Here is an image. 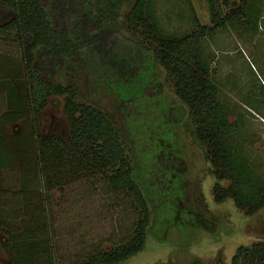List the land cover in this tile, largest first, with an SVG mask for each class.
<instances>
[{
    "label": "trees",
    "instance_id": "trees-1",
    "mask_svg": "<svg viewBox=\"0 0 264 264\" xmlns=\"http://www.w3.org/2000/svg\"><path fill=\"white\" fill-rule=\"evenodd\" d=\"M240 1L241 6L222 17L214 1L206 0L212 26L202 25L192 11L193 32L177 37L162 31L152 0H0V32L15 33L24 73L33 84L28 105L22 94L17 95L16 81L8 76L0 81L15 109L14 121L28 112V106L35 121L51 97H66L69 140H37L44 187L61 186L68 152L69 165L76 168L73 178L83 173V178L103 180L112 192H125L139 214L134 228L109 252L99 249L62 264H122L145 249L149 232L166 242L171 229L205 226L204 218L184 202L185 163L174 142L170 110H162L156 63L168 72L176 97L188 110L194 138L205 150L215 178V203L232 200L248 217L264 208V178L235 142L238 124L230 122L232 112L221 104L203 57V40L217 31L244 19L249 28L257 27V0ZM76 74L84 79L88 99L106 97L120 112L124 137L104 109L78 100V87L72 83ZM60 75L69 76L70 83H58ZM1 152L0 166L5 168L11 161ZM2 227L13 234L4 221ZM21 233L23 237H15L14 264H56L52 253L34 240L35 228L27 226ZM232 264H264V243L239 247Z\"/></svg>",
    "mask_w": 264,
    "mask_h": 264
},
{
    "label": "rangeland",
    "instance_id": "rangeland-1",
    "mask_svg": "<svg viewBox=\"0 0 264 264\" xmlns=\"http://www.w3.org/2000/svg\"><path fill=\"white\" fill-rule=\"evenodd\" d=\"M213 1L222 17L241 6L240 0ZM152 2L165 33L177 37L192 33V11L202 25L212 26L206 0ZM257 6L260 11L257 27L249 28L244 19L205 38L202 48L203 57L210 64L211 79L218 86L219 100L232 112L230 122L238 124L235 142L264 178V0H257ZM130 7L131 2L123 12V21ZM154 71L160 84L162 110L164 113L170 110L174 142L185 163L184 202L204 218L205 226L171 229L166 242L156 240L149 232L145 249L122 264H232L239 247L264 243V208L248 217L232 200L215 203V178L210 174L205 150L194 138L188 110L176 97L168 72L158 63ZM6 76L18 83L17 95L30 99L33 84L24 73L21 48L13 32H0V81ZM75 76L72 83L78 87V100L104 109L124 137L120 112L113 109L106 97L88 99L84 79ZM70 81L66 75L57 80L64 86ZM1 86L0 153L5 151L11 163L5 168L0 166V215L13 234L3 230L0 220V264H14L15 237H23L22 229L27 226L36 229L34 240L52 253L56 264L84 259L99 249L109 252L134 228L139 217L126 193H114L103 180L83 178V173L73 178L76 168L70 167L72 156L68 152L67 163L61 169V186L44 187L37 140L52 137L62 143L69 140L71 127L64 112L66 97H51L35 121L28 106V112L15 122L16 117L12 116L15 109L10 106L7 90ZM78 150L75 152L82 154ZM23 190L26 193L22 195ZM25 209L29 215L24 213Z\"/></svg>",
    "mask_w": 264,
    "mask_h": 264
}]
</instances>
